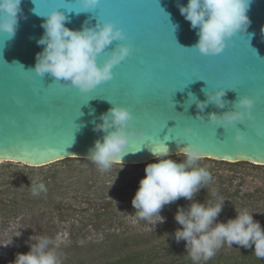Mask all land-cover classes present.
<instances>
[{
	"label": "water",
	"instance_id": "95a60500",
	"mask_svg": "<svg viewBox=\"0 0 264 264\" xmlns=\"http://www.w3.org/2000/svg\"><path fill=\"white\" fill-rule=\"evenodd\" d=\"M34 2L21 0L14 37L0 32V173L19 164L86 158L103 136L93 130L94 124L113 105L126 107L133 114L130 125L143 132L129 140L123 164L156 159L152 151L161 150L162 143L169 155L183 154L177 152L186 142L175 143L183 137L204 148L203 158L264 165V135H257L264 132V0H252L247 13L251 24L216 55L188 48L198 36L177 7L188 0H100L93 13L79 14L68 11L79 8L78 0ZM52 10L63 12L66 27L73 30L85 21L94 27L97 19L123 29L134 50L113 68V79L88 92L70 85L61 91L49 74L40 77L32 71L43 50L37 43L44 34L41 25ZM105 58L102 53L98 63ZM202 89H225L222 99L229 102L237 96L252 98L254 120L226 130L216 127L208 114L219 115L232 106L221 109L210 103L200 112L189 93L204 101ZM185 128L193 129L186 137ZM237 130L244 136L239 145L233 143Z\"/></svg>",
	"mask_w": 264,
	"mask_h": 264
},
{
	"label": "clouds",
	"instance_id": "9594fccd",
	"mask_svg": "<svg viewBox=\"0 0 264 264\" xmlns=\"http://www.w3.org/2000/svg\"><path fill=\"white\" fill-rule=\"evenodd\" d=\"M251 2L188 0L186 5L178 4L180 14L190 22L198 36L197 42L188 48H195L203 55L220 54L233 37L245 32L251 24L247 15ZM32 3L35 4L34 0ZM78 3V9L68 11L76 14L93 13L100 0H78ZM20 5L21 0H0V32L8 34L10 39L14 37L18 26ZM32 11L40 15L35 8ZM44 17L41 25L44 34L37 41L43 50L36 54L32 71L40 77L49 74L53 82L59 84L61 91L70 85L80 92H88L102 82L113 79V68L132 55L134 50L127 34L114 21L101 22L97 19L94 27H89V22L85 21L81 29L73 30L66 27L68 17L60 10H52ZM102 53L106 54V58L98 63ZM202 91L206 96L204 101L189 93V98H195L193 103L200 112L210 103L221 109L229 103L232 106L219 115L215 112L208 114V121L216 127L226 130L243 125L246 120H254L252 98L237 96L235 101L229 102L222 99L226 95L225 89ZM196 118L204 119V116L198 115ZM99 119L101 123H95L93 130L102 132L103 136L94 141L86 158L104 172L110 170L117 161L123 164L129 140L134 136H142L143 132L130 125L133 114L123 106L113 105ZM192 132V128H185V137ZM257 135H264V132L258 131ZM183 142H186L185 146L177 152H182L184 157L179 163L169 158L165 143H162L163 148L159 151L151 149L157 162L147 164L144 169L145 176L139 181V187L131 200L136 210L134 215L155 226L165 220L160 215L161 210L183 198L190 203L187 207H177L174 220L180 227L172 235L177 243L181 240L185 242L187 256L193 262L210 260L224 244L230 247L236 244L246 249L254 246L253 254L264 259V228L253 218L254 212L234 206L235 217L220 222L217 218L225 202L222 197L215 202L207 197L203 203L194 199L200 189H205L203 185L208 184L212 176L206 166L198 165L204 157V148L187 142L183 137L175 139L178 146ZM243 142L242 131H235L233 143L239 145ZM30 187L34 196L47 191L42 182L31 181ZM29 240L34 241L29 243V251L17 253L12 264H60L59 254L49 237L31 236Z\"/></svg>",
	"mask_w": 264,
	"mask_h": 264
},
{
	"label": "rangeland",
	"instance_id": "374dc122",
	"mask_svg": "<svg viewBox=\"0 0 264 264\" xmlns=\"http://www.w3.org/2000/svg\"><path fill=\"white\" fill-rule=\"evenodd\" d=\"M169 158L179 163L184 157L175 154ZM153 162L156 159L142 164L114 163L102 172L89 160L71 158L44 166L19 164L1 172L0 264H12L17 253L28 252L29 243L34 242L29 240L31 236L49 237L60 264H89L124 239L165 227L166 218L174 217L175 211L168 215L162 209L165 220L154 226L135 216L131 205L146 165ZM198 165L206 166L212 176L204 190L215 201L222 197L232 218L236 207L246 208L254 212L255 220L260 219L264 213V165H229L209 158ZM31 181L44 183L47 191L32 195ZM234 191L237 196H230ZM222 217L230 218L227 213Z\"/></svg>",
	"mask_w": 264,
	"mask_h": 264
},
{
	"label": "trees",
	"instance_id": "16d2710c",
	"mask_svg": "<svg viewBox=\"0 0 264 264\" xmlns=\"http://www.w3.org/2000/svg\"><path fill=\"white\" fill-rule=\"evenodd\" d=\"M68 159L71 158H65L62 160ZM83 160L88 159L83 158ZM218 162L227 163L229 165L242 164V162ZM230 196L236 197V191L231 193ZM207 197L215 202L214 196L210 195L209 192L202 188V190L196 194L194 199L196 201L197 199H200L199 201L202 203ZM189 203L190 201L180 198L171 204V208L164 207L163 210L166 214L172 215V212H176L178 206L187 207ZM226 209L227 206L225 205L221 211L222 216L227 213L229 217L232 218L233 213L226 212ZM175 212L173 214H175ZM94 216H98V214L94 213ZM222 216L219 217L220 219L217 218L218 221L226 222L227 219H224ZM262 216H259L260 219H258L261 227L264 225V213ZM165 225V227L162 226L149 234L147 233L140 237L127 238L116 246H110L107 252L101 253V255L92 259L89 264H264V259H259L253 254L254 246L246 249L236 244H233L232 247L224 244L217 250L216 255L210 260L193 262L191 258L187 256L185 242L181 240L177 243L173 238L172 234L174 233V230L177 227H180L175 222L174 217L169 219L166 218ZM166 233L168 234L167 237H165ZM74 264L81 263L77 262Z\"/></svg>",
	"mask_w": 264,
	"mask_h": 264
},
{
	"label": "flooded vegetation",
	"instance_id": "af4514ba",
	"mask_svg": "<svg viewBox=\"0 0 264 264\" xmlns=\"http://www.w3.org/2000/svg\"><path fill=\"white\" fill-rule=\"evenodd\" d=\"M254 193V192H253ZM253 193L252 194H250L249 196H252L253 195ZM227 204H228V202H227ZM229 205V204H228ZM230 207V206H229ZM231 211V210H230ZM232 212V211H231ZM220 219V218H219ZM263 226V228H264V225H262Z\"/></svg>",
	"mask_w": 264,
	"mask_h": 264
}]
</instances>
